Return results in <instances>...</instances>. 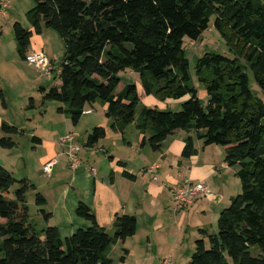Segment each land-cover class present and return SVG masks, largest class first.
Instances as JSON below:
<instances>
[{
  "label": "trees",
  "instance_id": "1",
  "mask_svg": "<svg viewBox=\"0 0 264 264\" xmlns=\"http://www.w3.org/2000/svg\"><path fill=\"white\" fill-rule=\"evenodd\" d=\"M26 16L34 32L55 31L65 55L58 78L61 84L40 88L43 104H62L58 112L77 126L88 107L107 106L112 128L124 132L133 123L148 137L153 151L176 131L194 132L204 145L226 148L225 161L240 166L241 192L223 209L217 232L202 231L189 264H264V101L249 84V70L264 93V0H33ZM214 26L232 57L210 52L198 59L196 76L208 95L203 103L195 88L184 39L198 41ZM21 23L13 26L17 53L22 61L30 50L33 33ZM139 74L144 93L161 102L183 100L180 111L143 104L136 84L117 92L121 73ZM0 99L6 106L4 94ZM31 108L34 101L31 99ZM140 113V117L136 118ZM4 149H14L15 126L2 123ZM95 127L87 147L105 139ZM33 141L39 143L38 137ZM197 153L195 142H185L184 158ZM19 187L14 190V187ZM37 191L29 179H16L0 171V264H112L105 255L115 243L138 231L135 216L117 214L114 232L98 223L92 208L80 200L76 213L91 223L62 238L37 192L35 205L47 227L41 232L30 223L27 194ZM13 196L11 198L10 196Z\"/></svg>",
  "mask_w": 264,
  "mask_h": 264
},
{
  "label": "crops",
  "instance_id": "2",
  "mask_svg": "<svg viewBox=\"0 0 264 264\" xmlns=\"http://www.w3.org/2000/svg\"><path fill=\"white\" fill-rule=\"evenodd\" d=\"M8 1L10 6L7 10L11 9V6L13 9L11 13L13 19L10 20L12 30L14 24L18 22L34 32L26 16L34 5L27 0ZM20 1L22 3H19ZM7 10L6 15L2 16H10ZM19 13L24 15L29 26L26 27L24 22L18 19ZM46 33V30L40 35L33 33L28 53H45L54 69V57ZM130 73L134 75V72ZM60 84L61 81L55 86ZM141 99L146 106H157L160 109H171L173 105L180 107L184 101L183 99L159 102L155 98ZM103 108L106 113L107 106L103 105ZM89 110L93 112L84 115L95 113V109ZM62 117H64L66 135L74 134L75 143L82 146L79 157L83 166L73 172L69 162H66L65 168L71 173L72 184L65 186L62 192L59 190L56 193L51 189L41 191L47 199L44 208L52 214L48 223L59 228L62 238L73 235L79 229L89 228L91 223L80 218L76 213L82 199L92 208L98 223L109 233L114 232L113 224L117 214L135 216L138 220V231L134 237L125 242L112 244L106 249L105 255L112 264H162L166 259H170L172 264H189L195 252L196 242L205 239L202 231L216 233L220 213L241 192V182L237 176L240 166L228 165L225 161L226 148L206 146L204 141L196 138L194 132L176 131L163 142L161 150L156 152L148 143L142 144L143 138L148 135L140 133L133 123L131 125L135 128L136 137L129 138L128 129L131 125L122 133L113 130L111 126V130L116 134L114 144H110L108 140L110 136L107 133L106 147L98 148L100 151L98 152L96 147L105 139L93 148L86 146L88 136L95 127L86 132V139L80 143L79 134L75 131L71 132L70 118L64 114ZM0 135L1 139L5 134L2 131ZM189 137L195 142L197 153L187 159L183 157V151ZM38 138L41 140L39 142L41 146L51 144V141L44 136ZM4 151L0 146V171L2 168L10 171ZM58 153L55 144H51L45 156L41 158L42 169L55 158L60 161ZM100 153L106 155V171L104 173L95 171L92 174L88 170L89 166L95 168L99 163L95 161L97 159L104 161V156ZM60 155L64 154L60 153ZM59 165L58 162L54 168ZM150 170H153V173ZM184 179L204 183L212 195L199 198L184 210H177L173 202V190L180 186Z\"/></svg>",
  "mask_w": 264,
  "mask_h": 264
},
{
  "label": "rangeland",
  "instance_id": "3",
  "mask_svg": "<svg viewBox=\"0 0 264 264\" xmlns=\"http://www.w3.org/2000/svg\"><path fill=\"white\" fill-rule=\"evenodd\" d=\"M10 1L12 2L13 0ZM27 2L34 5L33 0H27ZM19 3L22 2L20 1ZM13 8H15V6ZM12 12L13 9L11 6V9L7 10L8 15H10L9 17L0 16V92L4 94L6 103L4 107L2 105L3 101L0 99V134H2L1 124L3 122L19 129V133L11 136L16 143V147L9 150L4 149V152H6L7 165L10 167V171L14 174L16 179L20 180L27 178L37 186V191H30L27 194V201L30 208V223L35 226L37 231L41 232L47 227L48 223H46L45 218L40 213V208L35 205L36 193L44 189H51L56 193L59 190L62 192L65 186L67 187L69 184H72L73 181L71 179V173L65 168L66 162H69L67 161V156L65 154L60 155V153L66 151V148L62 146L59 141L61 137L67 134L65 132L64 117H62V113L58 112V108L62 104L58 102H46L43 104V95L40 90L42 87L49 90L60 81L58 72L63 62L65 48L62 39L55 31L44 29L47 32L46 36L53 53L55 71L52 72V76H48L29 66L25 61L19 58L16 50V41L10 23V20L13 19L11 16ZM18 19H21L26 27L29 26L22 13H19ZM214 23L215 18H212L208 30L202 34L198 41L193 42L187 38L184 39V48L190 60L194 85L203 103H207L208 95L196 76L198 59L205 53L210 52L232 57L225 40L216 30ZM130 72V70H127L121 73L120 76L122 81L117 92L122 91L127 84H137L141 98H155L161 102L156 96L145 94L141 87L139 74L134 73V75H131ZM247 74L253 94L264 101V93L257 85L253 74L249 70ZM31 99L34 101L33 108L30 106ZM174 106L175 105L170 107L171 111L177 112L181 110L179 106ZM88 109H95V113L92 115H83L77 126H74L70 122L71 132L75 131V133H78V140L82 143V140L86 139V132L92 130L93 127H103L110 136L108 139L110 144L113 145L114 136H116L111 130L113 122L106 117L103 105L98 102L93 108L88 107ZM139 117L140 113L137 114L136 118ZM128 131L130 139L136 137L135 128L132 125L129 127ZM35 136L41 138L42 136L46 137V139L51 141V144H55L56 153L60 152L58 153L60 165L57 168L55 167L56 169L54 168L53 174L50 176L51 178L49 176L45 177L41 170V158L45 156L51 144L48 146H41V144L33 141V137ZM102 146L106 147V139L96 147L98 152H100L99 149ZM100 155L104 156L102 153H100ZM95 161H99V163L95 165L96 173L98 171L104 173L106 171V155L104 156V161L98 159ZM92 162L94 163V160H92ZM18 187L19 186L16 185L14 190ZM10 197L13 198L12 195Z\"/></svg>",
  "mask_w": 264,
  "mask_h": 264
},
{
  "label": "built area",
  "instance_id": "4",
  "mask_svg": "<svg viewBox=\"0 0 264 264\" xmlns=\"http://www.w3.org/2000/svg\"><path fill=\"white\" fill-rule=\"evenodd\" d=\"M10 2L8 0H0V16L6 15V10L9 8ZM25 62L36 68L38 71L51 76L53 72V65L43 52L28 53ZM93 111H86L85 114H91ZM75 135L68 134L60 139V144L66 147V151L63 153L69 159L70 169L73 172L78 171L82 166V161L79 154L82 147L75 143ZM59 159L55 158L44 165L42 172L45 176L52 174L53 168L58 164ZM90 173H95V168L89 166ZM153 173V170H150ZM211 191L202 182H193L190 179H184L183 183L173 190V202L177 210H184L192 206L199 198L210 197ZM162 264H172L170 259H166Z\"/></svg>",
  "mask_w": 264,
  "mask_h": 264
}]
</instances>
